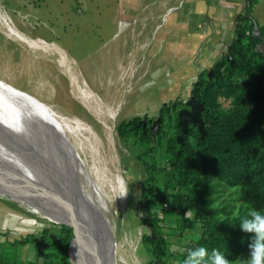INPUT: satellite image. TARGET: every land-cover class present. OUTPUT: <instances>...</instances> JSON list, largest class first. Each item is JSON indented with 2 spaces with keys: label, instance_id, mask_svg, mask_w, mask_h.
<instances>
[{
  "label": "rangeland",
  "instance_id": "1",
  "mask_svg": "<svg viewBox=\"0 0 264 264\" xmlns=\"http://www.w3.org/2000/svg\"><path fill=\"white\" fill-rule=\"evenodd\" d=\"M244 6L248 7L247 0H0V23L7 20L27 37L65 52L69 73L96 98L89 110L54 58L8 38L0 24V81L31 93L58 112L81 118L103 138L106 152L113 150L127 191L122 198L109 191L114 264H183L186 244L200 237L202 219L196 209L175 211L169 199H162L167 182L169 191L174 185L166 174V145L176 135L178 111L187 107L199 73H209L228 54L236 29L246 24L241 20ZM250 14L264 32V0L254 2ZM218 102L228 110L232 98L219 97ZM98 108L101 119L94 114ZM133 119L148 128L160 119V140L142 143L133 133L120 134L118 125ZM99 125L110 128L114 146L109 149L107 131ZM260 143L264 150V139ZM2 187L11 200L0 198V264L72 263V229L66 233V225L31 212L27 208L31 200L19 197L11 184ZM199 187L209 192L215 212L211 220L244 216L246 204L239 187L210 177H201ZM187 211L191 219L186 218ZM150 226L161 244L145 238ZM63 233L69 237L66 249L47 245L38 252L35 240L49 244ZM173 246L181 251L171 252ZM248 258L245 251L231 262L242 264Z\"/></svg>",
  "mask_w": 264,
  "mask_h": 264
},
{
  "label": "trees",
  "instance_id": "2",
  "mask_svg": "<svg viewBox=\"0 0 264 264\" xmlns=\"http://www.w3.org/2000/svg\"><path fill=\"white\" fill-rule=\"evenodd\" d=\"M256 1L247 0L249 12ZM241 20L246 24L236 29L228 55L216 62L210 73L200 72L192 85L191 93L204 104L201 116L206 134L201 139L197 128L189 125L184 143L179 144L176 118V135L166 145L169 165L166 174L174 185L169 191L167 182L162 199H169L171 208L182 213L194 208L202 219V233L197 240L186 244L182 262L189 249L199 246L209 252L218 249L229 261L236 260L241 253L249 251L252 241L251 234L241 231L240 219L253 209L264 213V150L260 143L264 139V32L253 39L252 24L245 18ZM219 97L232 98L228 110L220 108ZM164 108L165 105L161 111ZM161 128L151 133L142 122L133 119L119 124L117 130L120 134L133 133L145 143L160 140ZM201 177L216 178L227 186L239 187L246 204L244 216L211 220L215 212L210 208L209 192L199 187ZM149 218L150 215L144 220L148 223ZM65 228L69 232L70 227ZM66 233L56 236L48 247L66 249L69 241ZM145 238L162 242L152 226Z\"/></svg>",
  "mask_w": 264,
  "mask_h": 264
},
{
  "label": "bare ground",
  "instance_id": "3",
  "mask_svg": "<svg viewBox=\"0 0 264 264\" xmlns=\"http://www.w3.org/2000/svg\"><path fill=\"white\" fill-rule=\"evenodd\" d=\"M9 23L7 20L0 23L4 34L54 58L57 66L70 77L83 104L91 110L96 98L87 85L84 87L71 71L69 73L65 52L50 47L51 43L44 40L27 37ZM98 111L94 116L101 119L103 115L100 109ZM99 126L100 130L107 131L105 139L109 149L114 146L110 128ZM109 151L106 152L104 140L96 129L81 118L58 112L31 93L0 81V159L16 169L43 174L71 196L104 243L110 264H114L109 234L113 222L109 191L122 198L123 183L114 163L113 150ZM15 188L19 197L31 200L32 205L27 206L31 212L51 223L67 226L65 216L49 198L25 186L15 185ZM7 192L0 188V198L5 196L11 200Z\"/></svg>",
  "mask_w": 264,
  "mask_h": 264
},
{
  "label": "water",
  "instance_id": "4",
  "mask_svg": "<svg viewBox=\"0 0 264 264\" xmlns=\"http://www.w3.org/2000/svg\"><path fill=\"white\" fill-rule=\"evenodd\" d=\"M243 18L252 24L251 37L253 39L259 38L261 31L247 6H244ZM185 105L187 107L180 109L177 114V128H179L180 133L177 135L176 140L179 144L184 143L189 125L197 128L201 139L206 134V128L201 116L204 109L203 102L195 94L191 93L185 101ZM159 121L160 119L153 121L152 126L149 128L151 133L157 130ZM7 184H11L16 192L15 185H19L44 195L65 216L67 226L72 229V238L69 239V250L72 252L73 257L72 264H102V259L104 264H110L104 243L94 232L91 222L82 214L78 204L43 174L30 169H16L0 159V188L3 189L2 186H7ZM147 201H143L145 206ZM35 245L38 252L41 253L48 243L43 240H35Z\"/></svg>",
  "mask_w": 264,
  "mask_h": 264
},
{
  "label": "clouds",
  "instance_id": "5",
  "mask_svg": "<svg viewBox=\"0 0 264 264\" xmlns=\"http://www.w3.org/2000/svg\"><path fill=\"white\" fill-rule=\"evenodd\" d=\"M126 194L125 190L120 193V196ZM185 216L191 219L192 213L187 211ZM240 229L252 235V241L249 244V258L242 261V264H264V213L255 209L250 210L246 217L240 219ZM170 251L179 252L181 249L173 246ZM183 264H232V262L218 249H212L209 252L206 247L199 246L187 251Z\"/></svg>",
  "mask_w": 264,
  "mask_h": 264
},
{
  "label": "built area",
  "instance_id": "6",
  "mask_svg": "<svg viewBox=\"0 0 264 264\" xmlns=\"http://www.w3.org/2000/svg\"><path fill=\"white\" fill-rule=\"evenodd\" d=\"M167 205H168V204H167V201H165V202H164V206L167 207Z\"/></svg>",
  "mask_w": 264,
  "mask_h": 264
},
{
  "label": "flooded vegetation",
  "instance_id": "7",
  "mask_svg": "<svg viewBox=\"0 0 264 264\" xmlns=\"http://www.w3.org/2000/svg\"><path fill=\"white\" fill-rule=\"evenodd\" d=\"M102 264H104L103 259H102Z\"/></svg>",
  "mask_w": 264,
  "mask_h": 264
}]
</instances>
